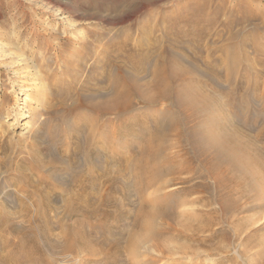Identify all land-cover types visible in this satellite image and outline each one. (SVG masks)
<instances>
[{"label": "rangeland", "instance_id": "rangeland-1", "mask_svg": "<svg viewBox=\"0 0 264 264\" xmlns=\"http://www.w3.org/2000/svg\"><path fill=\"white\" fill-rule=\"evenodd\" d=\"M161 63L198 106L89 107L125 75L148 94ZM235 134L264 159V0H0V249L29 231L44 264H264V167L200 149ZM73 230L88 244L63 249Z\"/></svg>", "mask_w": 264, "mask_h": 264}, {"label": "bare ground", "instance_id": "bare-ground-1", "mask_svg": "<svg viewBox=\"0 0 264 264\" xmlns=\"http://www.w3.org/2000/svg\"><path fill=\"white\" fill-rule=\"evenodd\" d=\"M148 53H150V52H148ZM165 55H166V53H165ZM104 56L106 57V55H104ZM143 57H144V55H143ZM104 58L102 59L103 60L102 65H103L104 69H102V72H100L99 74L105 80L108 79L110 82V76L111 75L109 74V72L107 73V71H108L107 68H106L107 71L105 70V67L108 65L107 57L105 59L106 61H104ZM163 62H165L164 59H163ZM223 62H224V60H223ZM165 64H167V63H165ZM165 64L161 63L158 66L154 67V69L152 71V76H151V78H149L150 79L149 82L146 85L144 84L145 86H148L152 89V91L149 92L148 94H147L148 91L146 89L145 90L147 92L145 93L143 87L142 88L139 87V84H137V82H135V79L134 80L133 79L127 80L125 78L126 75L124 72V74L122 73V76L125 75V77L121 78L119 75L120 78H118V81L117 82L114 81L115 82L114 83L115 91L111 92L112 95L105 97L99 101L90 102L89 107L93 110H105V112H108V111H110V112L115 111L116 112L117 111L119 113V112H124L125 110L127 111L128 108H131L133 101L152 103V102H156L158 100H170L171 102H173L179 106H184V107H190L193 105L198 106V103L194 102V99L192 98V97H195L194 95H196L197 92H199V91L196 92L195 90L190 91L191 93L188 94V96L190 98L188 102L187 101L181 102V94H182V91L185 89V85L181 81L178 82V80L181 79V77L184 75V73L181 70H178L174 65L167 66ZM114 80H116V79H114ZM108 85H109V83H108ZM148 87H147V89H148ZM189 89H190V87H189ZM23 90H27V89H23ZM184 95H185V93H184ZM202 96L204 97L203 100L205 101L208 94H202ZM202 96H200V97H202ZM182 100H183V98H182ZM177 105H175V106H177ZM186 111H187V109H186ZM23 116L24 115H21L20 118H22ZM171 123H173V122H170V124ZM24 126L27 127L29 125H24ZM9 128H12V127L9 126ZM196 129H194V131H196ZM158 132H160V130ZM190 132H192V131H190ZM192 133H193V135L195 134V132H192ZM153 134L154 133H152V134L150 133V136L147 138L146 143L151 139V137H153ZM189 134L190 133H188V135ZM235 135H236L235 139H237L235 144H231V145L227 144L225 146L224 145L222 146L221 144L218 145L216 143V140L212 138L208 142L206 141V143L208 145V146H206V147H208L206 150H205V148H202V147H200V149L204 153L209 149V147L211 148V150L214 149V152L211 151L212 152L211 155L212 154L214 155V159L212 157L213 155L211 156L212 158L210 157L211 161L212 162H213V160H214V162L216 161L217 165L220 163H223V162H227V166L225 165V163H223V165L225 166L224 169H226V170L228 169V172L231 171L230 169H232V167L238 168L239 169V176L241 177L240 179L245 180L246 176L250 173H251V175H254L257 173L256 175L259 177L258 172L254 170L256 168L255 166L258 164H262V166L264 167V159L262 158L263 154L261 153L259 146L258 147L256 146L255 139H253V140L250 138L247 139V137H246V140H245V138L239 136V134L238 135L235 134ZM196 138H199V135L196 136ZM201 139L203 140L204 137L202 136ZM235 139L233 138L232 140H235ZM202 140H200V138H199V141H202ZM197 141H198V139H197ZM197 141H196V143H197ZM203 141H205V140H203ZM197 144L200 145L199 142ZM145 146L143 148H145ZM148 146H150V144ZM203 147H205V146L203 145ZM147 148H149V147H147ZM147 148L143 149V151H145ZM151 148L153 149V146L150 147V149H149L150 151H148L147 155H146V153H145V155L142 154L143 152L141 151L142 153L139 156V158L137 157V159H138L137 161H134V159L132 158L133 161L135 162L134 168H136V171L134 173L137 174V176L142 180L138 183V186H137V189H139V190L152 185L154 182L155 175L157 174L156 167L149 163L150 158H152V155L154 154L153 152H151ZM156 153H158V152H155V154ZM206 154H208V153L206 152ZM152 160H153V158H152ZM228 160H229V163H228ZM208 161H209V158H208ZM214 162H213V164H214ZM131 163H130V165H131ZM217 165H214V167H216ZM219 169H220V167H219ZM32 170H34V169H32ZM254 171H255V173H253ZM224 172L225 171H223L221 173L223 174ZM235 172H238V171H235ZM233 173H234V171H233ZM214 176L215 175H213V177ZM220 178H222V177H220ZM216 179L217 178H215V180ZM79 204L80 205L82 204L81 200L79 201ZM41 223H42L41 231L44 234V220ZM19 234H21V235L17 241H11L8 237L5 238V240H3V243H2V246L0 249V264H22L25 262H32L33 260L41 261V263L44 264V256L41 255V250H40L37 242L35 241L34 237L32 236V233L28 231V232H23V233H19ZM83 237H84V235L79 230L68 231L66 234L67 240L65 241L64 245L62 246L63 249H66V250L67 249H73L75 242H77V241H79V242L81 241L82 245H84V246L87 245L88 243H87L86 239H84ZM28 243H29V245H28Z\"/></svg>", "mask_w": 264, "mask_h": 264}]
</instances>
